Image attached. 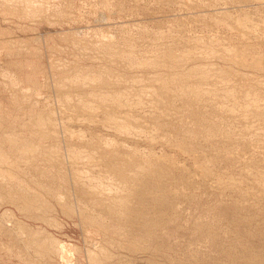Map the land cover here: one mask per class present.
<instances>
[{
    "label": "rangeland",
    "instance_id": "rangeland-1",
    "mask_svg": "<svg viewBox=\"0 0 264 264\" xmlns=\"http://www.w3.org/2000/svg\"><path fill=\"white\" fill-rule=\"evenodd\" d=\"M24 1L26 0H0V138H5L6 135L13 133L18 139L24 140L28 143L32 142L33 144H37L40 159L37 157L36 160H33L32 158L33 165L30 166H26L24 163L22 165L20 161V164L18 165L21 174L18 176V182L14 183V185L12 184V189L9 190L8 188L10 185H6L4 181L3 183H0V264H90L89 256L91 252L98 254V259L100 261L99 264H233L236 262L237 258L232 259L231 257L226 256L225 254H228V249L232 251V256L239 257L244 254L243 252H246L245 254H247L250 252L258 253L257 251L264 256V219L259 217L260 214L262 215L264 212H258V209H264V190L262 191L261 183H259L261 173L264 170V164L261 163V161L264 163V128L262 126V124L264 125V121L261 118L264 115V69H261L259 66H250L255 63L253 60L256 58L258 60L262 59L261 61L264 62V33L255 32L257 37L260 35L258 39L253 33H249L252 37L251 39L249 38V35H246L245 37L243 36V33L238 34V28L234 30L233 28L235 27H226L223 23L220 24L215 21V19L225 18L226 13L228 15L229 13L231 15L234 14L233 16H235L241 11L244 14V11H249L248 6L237 3L236 6L229 0H224L226 3H224L223 0H32L40 7V9L43 8V10H46V12H43L40 17V15H34L31 13V10L26 9L25 5L22 4ZM216 5L218 7H216ZM238 7L241 8L239 9ZM15 10L17 11L15 12ZM63 12L66 13L62 14ZM213 12L216 14L220 13V15L214 16L215 13L213 14ZM223 12L225 14H223L224 17L222 18ZM29 16L31 18H29ZM255 17L251 16L250 19H256ZM256 21L258 20L256 19ZM245 22L246 23L242 28L244 29L245 27L244 30L251 32V23L253 21ZM246 27H248V29ZM237 34L239 36H237ZM231 36H234L232 43L236 46H239V41H237L239 39L241 40L240 42H242H239L240 45L248 42L250 45V47L246 45L249 49L242 48L243 45L240 46V48L245 49L239 51L241 55L244 54V56H234L235 59H238L237 61L233 56L231 57V55L226 56L228 58L225 57L224 59L221 58L222 56H219L222 51H228L225 47L233 45L230 41L232 38ZM235 38L237 40H235ZM106 40L108 42L111 40L112 42L110 41L107 43ZM222 42L226 43V46L223 45L224 43ZM166 47H174V49L180 53L184 52L188 61L185 60L184 62L182 61L183 63L178 64L176 62H165L162 56V51ZM219 48H222V50ZM129 49L134 51V53L129 56L130 59L123 56L129 53ZM109 51H114L116 53L115 55H109ZM121 54H123L122 58L120 57ZM144 59L155 61L156 64L143 69L140 63L144 61ZM242 60L243 62H241ZM238 61H240V63ZM245 61L247 64H249L248 62H252V64L250 63L248 66L246 64L244 67L241 64L245 63ZM200 68L206 71V74L204 73L206 75L205 79H202V77L199 78L198 74H196V71L198 69V71H200ZM219 68L221 69L220 72H222L223 69L222 73L225 72L226 77L222 76V73L219 74ZM191 69L197 70L192 71ZM100 71H103V73ZM92 72L102 74L103 78H105L102 79V81L105 84H102L100 88L96 87L93 90V88H89V83H87V85H83V88L82 84L85 82L82 81V78L93 74ZM214 72H217L216 75ZM180 73L182 76L191 74L189 75L191 79H189V76H186L187 78L184 76L186 80L185 83L183 79L184 77L182 78V76L179 75ZM217 75H219V77ZM175 76H177V79H175ZM245 76L248 78V82H245ZM161 78L164 79L165 83L167 81L168 85L166 84L165 86V83H163L160 87L162 83L160 81L162 80ZM74 79H78L75 80L77 83L73 81ZM178 79L180 80L179 83H182L180 85L178 83L179 86L174 84V86L173 83H177ZM155 80L156 84L154 83ZM170 81L171 83H169ZM258 81H261L263 84L261 85ZM70 82H74L76 85L72 86L74 89L69 86ZM109 82L113 84V86H109L111 88L110 90L105 87L106 83L108 84ZM187 82L190 83L187 84ZM119 84L123 85V87L126 86V89L128 87V92H125L124 99L122 98V105L116 107V114L127 116L128 119H132L136 123H134L135 130L133 129L134 131H132L133 133L131 132V134L122 135L114 128L103 124V126L101 124H95L93 120H88L89 117L86 115V108L89 105L91 106L89 107L90 110H92L94 114H99L100 117L98 119L102 121L106 115L105 110L110 111L111 107L109 109V105L107 106V104L100 105L101 95L99 94L104 93L107 95L105 92H110L113 87L114 88L111 92H116L121 88ZM169 84L172 85L169 86ZM67 85L72 90L70 97L67 96L65 91V88L68 87ZM131 85H133V88ZM182 85L184 89L187 88V91L186 89H182ZM190 85L192 89L190 88ZM196 85L199 88H196ZM260 85L263 89H261ZM245 87L247 88L245 89ZM98 88L100 91H96ZM180 89L182 90V93L179 91ZM166 90L169 93L168 95L165 93ZM229 90L234 91L231 97H229ZM177 92L179 95L183 94L184 97L183 95H181L182 97L178 95V97ZM185 92L187 93L186 97ZM237 95H239V98ZM182 98L185 101H181ZM90 99L92 100L90 101ZM156 99L160 101L158 102ZM81 100L82 102H80ZM187 106L189 107V111L186 110L188 108ZM80 107L83 109H80ZM162 107L164 108L163 110ZM193 109L194 112L192 113ZM236 109H238V111ZM195 110L197 111L196 113ZM251 111L252 113L250 114ZM260 112H262V116L259 114ZM170 114L173 116L171 117ZM41 115L42 117H48L50 123L53 125V131L55 132H53L52 138L47 137L48 139H44L39 137L38 134L36 135L34 132V122L41 117ZM196 115L199 118L197 120L198 123L194 121L197 119L195 118ZM179 116H181V119ZM160 120L171 122V124H169H173L172 126L178 125L179 127L181 125L180 127H185L186 129H189L190 127V129H192V125H194L193 129H198L201 125L198 134L199 136H201L200 133H203L204 135L202 134L203 136H201L203 139L200 145L201 148H197V155H200L203 158L206 157L207 159L213 156L216 160H219L220 158V161L214 160L213 157L212 160H209V163L213 160L214 162L213 164L211 163L212 166H209L210 171L212 172V178L210 181H207V183H203V179L199 176V171L193 169L194 175L192 176V179L194 181L192 187L185 189V198L184 196L181 198L179 197L182 199L180 200L177 197L178 200H175V206L178 210L181 208L180 210L184 212V215L182 211H177V214L179 212V218L177 217L178 215H176L177 219L175 217L174 220L167 217L164 221V225L167 227L164 226L161 228L159 232L161 234L157 235L159 237L155 236V238L152 236L153 239L151 238L149 241L141 240L139 241V247L132 250L129 248L132 238H130V236L128 237V235L132 234L127 235L124 232V217H120V223L122 224L120 225L119 218L118 220H110L109 218L103 219L99 216L98 218L101 222L107 225V228L105 227L106 229L100 227L95 222L91 224L89 223V220L102 210L98 207L95 208L87 197L84 198V196H79L76 188H78L79 182L77 178L80 177H78V175L75 176V178L72 176L79 170L84 171V174L87 176L93 175L95 177L96 175V177L102 182L109 183L113 180L110 177L111 175H108V173H106L107 170L101 168L99 166L100 163L96 160L91 164H89L90 162L85 160V158H81L83 163H81V160L77 162L74 160L72 161L69 152L71 149H79V147L81 150L83 149V151H86L83 143L76 137L79 135H84L85 137L88 135L96 136L94 135L96 133L97 137L105 136L119 141L120 143H126L130 148H133L134 146V148H137V152H139L140 156L145 157V159L148 154V157H159L162 154L170 155L172 157L176 155L179 163L182 165L185 164L189 168L190 166L193 167L192 162L195 161L194 153L192 154L190 152L189 154L183 149L178 150V148L175 147L178 146L175 145V143L177 141L179 142V139L184 137L183 130H185V128L181 130V132L180 130H175V132L170 131L171 126L169 127L168 125L166 127L169 131L164 130V128H167L165 126L163 128L160 127ZM182 121L185 123H181ZM195 123L198 127L195 126ZM147 127L149 128L147 129ZM91 129H93V131ZM81 131L82 133H80ZM166 133L173 134L175 137L167 139L165 136ZM260 133H262V135ZM209 136L211 138H209ZM257 136L259 138L258 142ZM57 139L59 141H53ZM52 141L53 143H51ZM260 141L261 143H259ZM50 144L52 145L50 146ZM228 144L229 147L226 146ZM246 144L249 145V147ZM4 145H6L5 148L9 153L15 151L8 141H6ZM251 146L253 148H250ZM230 147L238 149L240 152L244 147V151H242L243 153L241 152L242 154L239 153L238 156L234 154H228L227 156L226 154L224 155ZM247 147L249 148L248 151ZM257 147H262L263 150L261 148L256 149ZM215 148L218 151H216ZM129 149H123L126 150L125 152L122 151L124 154H128L127 151H129ZM253 150L256 151L254 152ZM151 152L155 155H152ZM248 152L249 154H247ZM252 153L255 157H253L254 155H251ZM50 154L54 156L50 158L52 162H54L53 160L57 161V163L54 162L52 165H61V167L64 168V172H69V174L67 173V178L69 180L67 178L64 179L63 176L60 177V171L58 170V172L56 168H50L49 165H51V160L46 161V163L43 162L45 161L44 156H50ZM224 157L225 159H223ZM237 158H240V160ZM24 159L25 158H22V160ZM58 160H62V162L60 161V163ZM196 160H198V158H196ZM236 160L241 162V164ZM14 161L16 160L14 159ZM79 165L82 166L80 167ZM261 166L263 169L260 168ZM176 170H174V174L179 175L181 171L179 169ZM213 172H215L218 177L222 174L227 175L222 176L226 180L229 179L231 181L232 179L235 184L231 185V187H222L223 184L219 183L218 185L217 182V185H215L217 176ZM221 172L222 174H220ZM252 174L255 175V179ZM100 175H102V177ZM56 178H59V180ZM41 185L43 187L47 186V189H43ZM22 194L29 198H39V204L37 203L36 206L32 208L24 207L23 201L19 198L20 196H23ZM61 197L63 200L60 202L58 198ZM261 199L263 200L261 201ZM84 200H86V202ZM81 201L84 204H82ZM86 203L88 205H86ZM221 203H223L222 205L224 206L227 205L224 207L220 205ZM63 205L68 207V211L63 208ZM238 211L243 215L240 216ZM234 213L242 218L238 217V215L235 216ZM244 215L246 217H244ZM231 216L234 218V220H232L233 222L230 220L233 219ZM242 219H244V221L247 220V222H243ZM239 220L242 222L239 223ZM175 221L177 223L174 224ZM178 221L179 223H182L179 224ZM117 222V225H120L118 226V229L121 227L119 230L116 228L117 226H115ZM176 224H178V226ZM109 225L110 227H108ZM111 227L113 228L111 229ZM171 227L172 229H169ZM115 228L118 231L115 230ZM107 230L110 232H107ZM209 230L215 232V240L212 236H209ZM118 232L120 235H117ZM31 235L33 236L30 238ZM48 235L53 236L52 239L55 244L56 242L59 243L57 244L58 248L55 246L58 252L48 249L46 250V252L48 251L47 254L42 253L41 256V253H37L36 251V244L48 242L45 241V238ZM158 241L161 243L159 242V244H157ZM173 241L176 243H173ZM13 243L15 244V247ZM185 243L188 245L186 246L187 248L183 246ZM173 244L176 245V247L174 245V249L172 247ZM62 247H64V249H62ZM73 247L75 248L72 249ZM222 247L225 248L222 249ZM69 249L71 252L68 251ZM149 249L153 252L149 251ZM158 249H160L161 252ZM176 250L177 252H175ZM106 251L107 253H110L111 257L104 255V252ZM261 251H263V253ZM176 257L180 259L179 262ZM263 258L264 257H262V260L264 261ZM262 263L264 264V262Z\"/></svg>",
    "mask_w": 264,
    "mask_h": 264
},
{
    "label": "bare ground",
    "instance_id": "bare-ground-1",
    "mask_svg": "<svg viewBox=\"0 0 264 264\" xmlns=\"http://www.w3.org/2000/svg\"><path fill=\"white\" fill-rule=\"evenodd\" d=\"M202 1V0H201ZM207 1V0H206ZM212 1V0H211ZM213 1H215V0H213ZM224 1V0H223ZM229 1H231L232 3H234L235 5H236V3L237 4H241V5H244V6H248V12L247 11H244L245 13L243 14L240 10V13H239V11H238V13L239 14H237V13H235V14H237V15H235V16H233V15H231L230 13H229V15L226 13V17L225 18H223L224 17V15L223 14H225L224 12L222 13V18L223 19H215V21L217 22V23H223L226 27H229V26H231V27H235V28H233L234 30H236V28H238L239 30H238V34H242L243 33V36H245L246 37V35H249V33H253L254 34V36L255 37H257V34L255 33V32H257V33H261V32H263L264 33V0H229ZM228 1V2H229ZM195 2V1H194ZM227 2V3H228ZM126 3V2H125ZM210 3V2H209ZM209 3H208V5H209ZM212 3V2H211ZM222 3V2H221ZM224 3H226V1H224ZM22 4H24L25 5V7H26V9H28V10H31V13L32 14H34V15H40V17H41V15H42V13L43 12H46V10H43V8L42 9H40V7L39 6H37L36 5V3L34 2V1H32V0H26V1H24V3H22ZM91 4V3H90ZM98 4V3H97ZM213 4V3H212ZM217 4H219V3H217ZM21 5V4H20ZM77 5V4H76ZM80 5V4H79ZM188 5V4H187ZM194 5V4H193ZM203 5V4H202ZM201 5V6H202ZM240 5V6H241ZM62 6V5H61ZM195 6V5H194ZM196 6H200V5H196ZM211 6H213V5H211ZM210 6V7H211ZM237 6V5H236ZM243 6V7H244ZM54 7V6H53ZM95 7V6H94ZM125 7V6H124ZM209 7V6H208ZM216 7H218L217 5H216ZM234 7V6H233ZM163 8V7H162ZM177 8V7H176ZM204 8V7H203ZM214 8V7H213ZM221 8V7H220ZM239 8V7H238ZM241 8V7H240ZM239 8V9H240ZM24 9V8H23ZM25 9V10H26ZM98 9V8H97ZM170 9V8H169ZM215 9V8H214ZM244 9H245V7H244ZM18 10V9H17ZM17 10H15V12L17 11ZM62 10V9H61ZM117 10V9H116ZM184 10V9H183ZM204 10H205V8H204ZM207 10V9H206ZM219 10V9H218ZM217 10V11H218ZM27 11V10H26ZM168 11V10H167ZM208 11V10H207ZM206 11V12H207ZM213 11H215V10H213ZM220 11H222V10H220ZM19 12V11H18ZM48 12V11H47ZM64 13H66V12H63L62 14H64ZM215 12H213V14H214ZM218 13V12H217ZM15 14V13H14ZM71 14V13H70ZM82 14V13H81ZM129 14V13H128ZM209 14H210V12H209ZM13 15V14H12ZM44 15V14H43ZM47 15H48V13H47ZM79 15V14H78ZM106 15V14H105ZM125 15V14H124ZM218 16V15H220V13L219 14H216L215 13V15L214 16ZM117 16V15H116ZM119 16V15H118ZM148 16H150V15H148ZM211 16V15H210ZM251 16H256L255 18L258 20V21H256V19H250L251 18ZM7 17V16H6ZM99 17V16H98ZM120 17V16H119ZM157 17V16H156ZM162 17V16H161ZM212 17V16H211ZM29 18H31L30 16H29ZM33 18H34V16H33ZM103 18V17H102ZM108 18H109V15H108ZM107 18V19H108ZM96 19V18H95ZM100 19V18H99ZM164 19V18H163ZM193 19V18H192ZM71 20V19H70ZM151 20V19H150ZM10 21V20H9ZM94 21V20H93ZM122 21V20H121ZM203 21V20H202ZM214 21V22H215ZM245 21H253L252 23H251V28H252V31L251 32H249V31H247V30H244L245 29V27H244V29L242 28L243 27V25L246 23ZM138 22V21H137ZM167 22V21H166ZM199 22V21H198ZM101 23V22H100ZM208 23V22H207ZM226 23V24H225ZM87 24V23H86ZM206 24V23H205ZM223 24H222V26H223ZM54 25V24H53ZM219 25V24H218ZM217 25V26H218ZM131 26V25H130ZM207 26V25H206ZM216 26V27H217ZM96 27V26H95ZM230 27V28H231ZM247 29H248V27H246ZM250 28V27H249ZM22 29V28H21ZM113 29V28H112ZM202 29V28H201ZM232 29V28H231ZM233 30V31H234ZM27 31V30H26ZM37 31V30H36ZM74 31V30H73ZM226 32H227V30H226ZM232 32V31H231ZM38 33V32H37ZM68 33V32H67ZM71 33V32H70ZM105 33V32H104ZM123 33V32H122ZM236 33H237V31H236ZM222 34V33H221ZM233 34V33H232ZM235 34V33H234ZM237 34V36H239ZM77 35V34H76ZM116 35V34H115ZM224 35V34H223ZM226 35V34H225ZM242 36V35H241ZM250 37L249 38H251L252 39V37H251V35H249ZM260 36V35H259ZM258 36V37H259ZM232 38L230 39V41H231V43H232V40H233V37L234 36H231ZM258 37H257V39H258ZM263 37V36H262ZM80 38V37H79ZM225 38V37H224ZM237 38V37H236ZM235 38V40H237ZM239 39V38H238ZM242 39H244V38H242ZM207 40V39H206ZM218 40H219V38H218ZM223 40H225V39H223ZM227 40H228V38H227ZM226 40V41H227ZM250 40V39H249ZM256 40V39H255ZM262 40H263V38H262ZM104 41V40H103ZM107 41V40H106ZM111 41V40H110ZM109 41V42H110ZM222 41V40H221ZM237 41H241L240 39L239 40H237ZM108 41H107V43H109ZM112 42V41H111ZM207 42V41H206ZM229 42V41H228ZM227 42V43H228ZM238 42V44H239V46L237 45H235V44H233V45H230V46H228V47H225V49L226 50H228V51H225V52H221V54L219 55V56H222L221 58H225L226 56H228V55H231V57L233 56H244V54L243 55H241V53L239 52V51H243V50H245V49H242V48H246V49H249V47H250V45L248 44V43H244V44H241V45H243L242 46V48H240V43H242V42H240L239 43ZM106 43V44H107ZM222 43H224V42H222ZM237 43V42H236ZM76 44V43H75ZM88 44V43H87ZM101 44V43H100ZM111 44V43H110ZM185 44V43H184ZM226 43H224L223 45H225ZM229 44H230V42H229ZM207 45V44H206ZM246 45H248V46H246ZM106 46V45H105ZM201 46V45H200ZM221 46V45H220ZM226 46V45H225ZM104 47V46H103ZM109 47V46H108ZM160 47V46H159ZM203 47V46H202ZM252 47V46H251ZM220 49V48H219ZM251 49V48H250ZM220 50H222V48L220 49ZM111 51V50H110ZM109 51V55H115V53L116 52H114V51H112V52H110ZM219 51V50H218ZM95 52V51H94ZM137 52V51H136ZM186 52V51H185ZM105 53V52H104ZM132 53H134V51L132 50V49H129V53H127V54H125V55H123V54H121V58H122V55L125 57V58H129V56L132 54ZM162 53H163V58H164V60H165V62H169V63H173V62H176L177 64L178 63H183L185 60L186 61H188L187 60V56H186V54L184 53V52H182V53H180L179 51H177L176 49H174V47H166V48H164L163 49V51H162ZM94 54V53H93ZM108 54V53H107ZM259 54V53H258ZM215 55V54H214ZM117 56H119V55H117ZM198 56V55H197ZM253 56H255V55H253ZM259 56H260V54H259ZM264 56V55H263ZM103 57V56H102ZM114 57V56H113ZM132 57V56H131ZM230 57V58H231ZM73 58V57H72ZM85 58V57H84ZM151 58V57H150ZM226 58H228V57H226ZM229 58V59H230ZM252 58V57H251ZM261 58H262V56H261ZM260 58V59H261ZM74 59V58H73ZM103 59V58H102ZM124 59V58H123ZM130 59V58H129ZM219 59V58H218ZM228 59V60H229ZM234 59H235V57H234ZM64 60V59H63ZM85 60V59H84ZM207 60V59H206ZM209 60V59H208ZM217 60V59H216ZM236 61L238 60V59H235ZM243 60H244V58H243ZM243 60L241 61V62H243ZM245 60H246V56H245ZM262 60V59H261ZM261 60H258L257 58L256 59H254L253 61L255 62V63H253L252 64V62H248L249 64L251 63L252 65H250V66H252V67H254V66H259L261 69H264V62H262ZM87 61V60H86ZM126 61V60H125ZM129 61V60H128ZM163 61V60H162ZM183 61V62H182ZM232 61V60H231ZM234 61V60H233ZM264 61V60H263ZM79 62H80V60H79ZM102 62V61H101ZM239 63H240V61H238ZM237 62V63H238ZM72 63V62H71ZM164 63V62H163ZM228 63V62H227ZM115 64V63H114ZM156 63H155V61H152V60H149V59H144V61H142L141 63H140V65L143 67V69L144 68H146V67H150V66H153V65H155ZM246 61H245V63H243V64H241L242 66H246ZM249 64H247V66L249 65ZM181 65V64H180ZM71 66V65H70ZM92 66V65H91ZM132 66V65H131ZM20 67V66H19ZM79 67H81V66H79ZM141 67V68H142ZM218 67V66H217ZM224 67V66H223ZM233 67V66H232ZM243 67V68H244ZM258 67V68H259ZM74 68V67H73ZM105 68H106V66H105ZM215 68V67H214ZM242 68V69H243ZM248 68V67H247ZM250 68V67H249ZM57 69V68H56ZM84 69V68H83ZM99 69V68H98ZM97 69V70H98ZM110 69H111V66H110ZM218 69V68H217ZM232 69V68H231ZM62 70V69H61ZM115 70V69H114ZM189 70V69H188ZM192 71H196L197 69H191ZM199 70V69H198ZM197 70V71H198ZM202 69L200 68V71H196V74H198V76H199V78L200 77H202V79H205V74H206V71H204V70H202ZM209 70L211 71V69L209 68ZM220 68H219V74H221L222 72H223V69H222V72H220ZM226 70V69H225ZM255 70V69H254ZM54 71V70H53ZM58 71V70H57ZM86 71V70H85ZM110 71V70H109ZM118 71H120V70H118ZM125 71V70H124ZM128 71V70H127ZM150 71V70H149ZM176 71V70H175ZM230 71V70H229ZM59 72V71H58ZM94 72V71H93ZM92 72V73H93ZM97 72V71H96ZM93 73V74H90V75H87V76H85V77H83L82 78V81L83 82H85L84 84H82V87H83V85L85 86V85H87V83H89V88L91 87V88H93V90H94V88H96V87H101L102 86V84L104 85L105 83L102 81V79H105V78H103V75L102 74H98V73ZM99 72V71H98ZM100 72H102L103 73V71H100ZM113 72V71H112ZM179 72V71H178ZM189 72H191V71H189ZM209 72V71H208ZM218 72V71H217ZM216 72V73H217ZM239 72V71H238ZM12 73V72H11ZM156 73H158V72H156ZM205 73V74H204ZM215 73V72H214ZM216 73H215V75H216ZM45 74V73H44ZM143 74V73H142ZM185 74V73H184ZM211 74V73H210ZM223 75L222 76H225L226 77V74H225V72L224 73H222ZM52 75V74H51ZM54 75V74H53ZM108 75V74H107ZM127 75V74H126ZM135 75H137V74H135ZM168 75V74H167ZM166 75V76H167ZM180 76H182L183 75V72H182V75H181V73L179 74ZM189 75H191V74H189ZM188 74H186V75H184L185 77L186 76H189ZM212 75V74H211ZM228 75V74H227ZM241 75V74H240ZM245 75V74H244ZM56 76V75H55ZM114 76H115V74H114ZM123 76V75H122ZM147 76V75H146ZM169 76V75H168ZM184 76H182V78L184 77ZM194 76V75H193ZM192 76V77H193ZM218 77H219V75H217ZM252 76V75H251ZM176 78L175 79H177V76H175ZM185 77L183 78L184 79V82L186 81L185 80ZM244 77V76H243ZM246 77V76H245ZM65 78V77H64ZM125 78H126V76H125ZM179 78V77H178ZM187 78V77H186ZM238 78H241V77H238ZM45 79V78H44ZM158 79V78H157ZM160 79V78H159ZM162 79V78H161ZM182 79V80H183ZM189 79H191L190 78V76H189ZM188 79V80H189ZM196 79V78H195ZM228 79H229V77H228ZM236 79V78H235ZM247 77H246V79H245V82H248L247 81ZM255 79V78H254ZM259 79V78H258ZM48 80V79H47ZM61 80V79H60ZM75 80H78V79H74L73 81L75 82ZM163 80V81H162ZM162 80H160L162 83H161V85H160V87L163 85V83H165V81H164V79H162ZM166 80H167V78H166ZM169 80V79H168ZM173 80V79H172ZM181 80V81H182ZM187 80V81H188ZM199 80V79H198ZM230 80V79H229ZM261 80V79H260ZM37 81V80H36ZM179 79H178V81H177V83H173V85L174 84H176V85H178V83H179ZM216 81V80H215ZM38 82V81H37ZM36 82V83H37ZM45 82V81H44ZM67 82V81H66ZM74 82H70V87H72V86H74L75 84H74ZM79 82V81H78ZM112 82V81H111ZM111 82H109L108 84H110V85H108L107 83H106V85H105V87H107L109 90L111 89L109 86H113V82L111 83ZM154 82V81H153ZM173 82H175V81H173ZM183 82V83H184ZM244 82V83H245ZM262 82H263V80H262ZM261 81L259 82L258 81V83H260L261 85L263 84ZM31 83V82H30ZM68 83V82H67ZM66 83V84H67ZM75 83H77V82H75ZM155 84H156V80H155V82H154ZM169 83H171V81L169 82ZM182 83V82H181ZM181 83H179V85L181 84ZM186 83V82H185ZM190 83V82H189ZM188 82H187V84H189ZM233 83H234V81H233ZM236 83V82H235ZM242 83V82H241ZM258 83H256V84H258ZM49 84V83H48ZM55 84H56V82H55ZM64 84V83H63ZM62 84V85H63ZM112 84V85H111ZM166 84L168 85V82L166 81V83H165V86H166ZM195 84V83H194ZM238 84V83H237ZM240 84V83H239ZM67 85V86H68ZM78 85V84H77ZM80 85V84H79ZM120 86H121V88L120 89H116L117 91L116 92H111L112 90H113V88H112V90L109 92V91H107V92H105V93H107V95L106 94H104V93H101V94H99V95H101L100 97V105L102 106V105H106L107 104V106L109 105V109H110V107H111V109H110V111H108V110H105L106 111V115H105V117L102 119V121L101 120H99L98 118L100 117L99 116V114H94L93 112H92V110H90V108L89 107H91V106H89L88 105V107L86 108V112H87V116L90 118H88V120H93L94 122H95V124L97 123V124H103V125H105V126H108V127H111V128H114L117 132H119V133H121L122 135L123 134H131V132L132 131H134L135 129V126H134V121L131 119H128V117L127 116H122V115H118V114H116V107L117 106H121L122 105V101H123V97H124V95L126 94L125 92H128V87H127V89L125 88V87H123V85H121V84H119ZM148 85V84H147ZM172 84H169V86H171ZM178 85V86H179ZM260 85V86H261ZM31 86V85H30ZM51 86V85H50ZM53 86V85H52ZM65 86V85H64ZM67 87L68 88V90H67V88H65V91H66V93H67V96H69L70 97V93H71V88L70 87ZM76 86V85H75ZM118 86V85H117ZM129 86V85H128ZM168 86V88L170 89V87ZM175 86V85H174ZM202 86V85H201ZM201 86H200V88H201ZM254 86V85H253ZM104 87V86H103ZM131 87L133 88V85H131ZM177 87V86H176ZM181 87V86H180ZM179 87V88H180ZM186 87H187V85H186ZM211 87V86H210ZM244 87V86H243ZM250 87V86H249ZM29 88V87H28ZM73 88V87H72ZM84 88V87H83ZM97 89L96 91H100V89ZM106 88V89H107ZM115 88H116V86H115ZM135 88V87H134ZM164 88V87H163ZM167 88V87H166ZM188 88H189V86H188ZM190 88H191V85H190ZM190 88H189V90H190ZM196 88H199L197 85H196ZM218 88V87H217ZM232 88H233V86H232ZM247 87H245V89H246ZM40 89V88H39ZM70 89V90H69ZM74 89V88H73ZM182 89H184V87H183V85H182ZM186 89V91H187V88H185ZM184 89V90H185ZM192 89V88H191ZM202 89V88H201ZM229 89H230V87H229ZM249 89V88H248ZM261 89H263L262 88V86H261ZM36 90V89H35ZM58 90V89H57ZM79 90V89H78ZM84 90V89H83ZM91 90V89H90ZM136 90V89H135ZM139 90H140V88H139ZM171 90V89H170ZM177 90V89H176ZM199 90V89H198ZM197 90V91H198ZM239 90V89H238ZM241 90V89H240ZM264 90V89H263ZM262 90V91H263ZM61 91V90H60ZM114 91H115V89H114ZM132 91H133V89H132ZM163 91V90H162ZM180 92L182 91L181 89L179 90ZM32 92V91H31ZM58 92V91H57ZM87 92V91H86ZM90 92H92V91H90ZM89 92V93H90ZM229 92V97H231V95H233V93H234V91H232V90H229L228 91ZM257 92V91H256ZM84 93V92H83ZM130 93V92H129ZM161 93V92H160ZM165 93H166V95H168L169 93H168V91L166 90L165 91ZM178 93V92H177ZM182 93V92H181ZM190 93V92H189ZM244 93V92H243ZM259 93V92H258ZM76 94V93H75ZM163 94V93H162ZM176 94V93H175ZM192 94V93H191ZM157 95H159V94H157ZM179 95V93L177 94V96ZM181 95H183V94H180L179 96L180 97H182ZM186 95H187V93L185 92V97H186ZM189 95V94H188ZM193 95V94H192ZM191 95V96H192ZM222 95V94H221ZM240 95H241V93H240ZM245 95V94H244ZM249 95V94H248ZM256 95H257V93H256ZM60 96H61V94H60ZM108 96V97H107ZM128 96V95H127ZM130 96V95H129ZM161 96V95H160ZM178 96V97H179ZM239 95H237V97H238ZM250 96V95H249ZM183 97H184V95H183ZM188 97V96H187ZM195 97V96H194ZM193 97V99L195 100V98ZM226 97V96H225ZM236 97V96H235ZM243 97V96H242ZM253 97H254V93H253ZM46 98V97H45ZM85 98V97H84ZM89 98H91V97H89ZM123 98V99H122ZM164 98V97H163ZM165 98H166V96H165ZM188 98H190V97H188ZM197 98H198V96H197ZM212 98V97H211ZM210 98V99H211ZM234 98V97H233ZM239 98V97H238ZM238 98H237V100H238ZM87 99V98H86ZM158 99V98H157ZM156 99V100H157ZM181 99V98H180ZM190 99H192V98H190ZM189 99V100H190ZM200 99V98H199ZM241 99V98H240ZM251 99V98H250ZM53 100V99H52ZM92 99H90V101H91ZM143 100V99H142ZM184 99L182 98V100L181 101H183ZM194 100H191V101H194ZM215 100V99H214ZM234 100H236V99H234ZM253 100L255 101V99L253 98ZM75 101V100H74ZM78 101V100H77ZM155 101V100H154ZM158 101V100H157ZM160 101V100H159ZM158 101V102H159ZM169 101V100H168ZM185 101V100H184ZM209 101V100H208ZM240 101V100H239ZM27 102V101H26ZM80 102H82V100L80 101ZM143 102V101H142ZM200 102H201V100H200ZM206 102V101H205ZM230 102H231V98H230ZM241 102V101H240ZM53 103V102H52ZM125 103V102H124ZM161 103V102H160ZM164 103H166V102H164ZM184 103V102H183ZM211 103V102H210ZM51 104V103H50ZM68 104V103H67ZM80 104V103H79ZM99 104V103H98ZM145 104V103H144ZM185 104V103H184ZM229 104H231V103H229ZM185 105H187V104H185ZM64 106V105H63ZM72 106V105H71ZM75 106V105H74ZM78 106V105H77ZM160 106H161V104H160ZM166 106V105H165ZM217 106V105H216ZM219 106V105H218ZM229 106V105H228ZM233 106H234V104H233ZM242 106V105H241ZM65 107V106H64ZM95 107V106H94ZM151 107V106H150ZM188 107V106H187ZM203 107V106H202ZM205 107V106H204ZM230 107V106H229ZM236 107V106H235ZM66 108V107H65ZM72 108V107H71ZM76 108V107H75ZM101 108V107H100ZM99 108V109H100ZM108 108V107H107ZM160 108V107H159ZM191 108V107H190ZM24 109V108H23ZM68 109V108H67ZM66 109V110H67ZM80 109H83L82 107H80ZM85 109V108H84ZM104 109H105V107H104ZM164 108L162 107V110H163ZM174 109V108H173ZM172 109V110H173ZM186 109V108H185ZM226 109V108H225ZM228 109V108H227ZM232 109V108H231ZM234 109V108H233ZM101 110H102V108H101ZM125 110H127V109H125ZM187 111H189V107L186 109ZM201 110V109H200ZM237 111H238V109H236ZM243 110V109H242ZM80 111H82V110H80ZM229 111V110H228ZM246 111V110H245ZM248 111H249V108H248ZM69 112V111H68ZM77 112V111H76ZM121 112V111H120ZM146 112V111H145ZM174 112V111H173ZM194 112V109H193V111H192V113ZM197 111L195 110V113H196ZM230 112V111H229ZM242 112H244V111H242ZM263 112V111H262ZM262 112H260L259 114L262 116ZM121 113H123V112H121ZM158 113V112H157ZM252 113V111L250 112V114ZM256 113V112H255ZM82 114V113H81ZM137 114V113H136ZM141 114V113H140ZM184 114V113H183ZM202 114V113H201ZM258 114V113H257ZM256 114V115H257ZM264 114V113H263ZM138 115V114H137ZM158 115H159V113H158ZM171 115V114H170ZM186 115V114H185ZM247 115V114H246ZM61 116V115H60ZM82 116H83V114H82ZM86 116V117H87ZM128 116H129V114H128ZM149 116V115H148ZM163 116V115H162ZM173 115H171V117H172ZM187 116V115H186ZM251 116V115H250ZM260 116V117H261ZM31 117V116H30ZM137 117V116H136ZM142 117V116H141ZM159 117V116H158ZM180 117V119H181V116H179ZM192 117H193V115H192ZM216 117V116H215ZM80 118V117H79ZM97 118V119H96ZM130 118V117H129ZM140 118V117H139ZM195 118H197L196 120H194V121H196L197 122V120L199 119L198 117H197V115H196V117ZM194 118V119H195ZM205 118V117H204ZM241 118V117H240ZM257 118V117H256ZM262 118V120L264 121V115H263V117H261ZM74 119V118H73ZM138 119V118H137ZM141 119V118H140ZM159 119V118H158ZM187 119H188V117H187ZM192 119V118H191ZM202 119H203V117H202ZM242 119V118H241ZM260 119V118H259ZM174 120V119H173ZM186 120V119H185ZM190 120V119H189ZM261 120V119H260ZM261 120V121H262ZM26 121V120H25ZM32 121H33V119H32ZM55 121V120H54ZM148 121V120H147ZM263 121H262V123H263ZM88 122H90V121H88ZM184 121H182L181 123H183ZM201 122H202V120H201ZM204 122V121H203ZM33 123V122H32ZM80 123V122H79ZM145 123V122H144ZM171 124V122H166L165 120H160V124H161V126L160 127H166V126H168L169 125V127H170V131H175V130H180V132H181V130H183L184 128L183 127H178V125L177 126H172V125H170ZM175 123H177V122H175ZM185 123V122H184ZM198 123V122H197ZM85 124V123H84ZM87 124V123H86ZM136 124V123H135ZM192 124V123H191ZM196 124V123H195ZM200 124V123H199ZM102 125V126H103ZM142 125V124H141ZM144 125V124H143ZM175 125V124H174ZM189 125V124H188ZM187 125V126H188ZM34 126H35V133H36V135L38 134V136L39 137H41V138H47V137H49V138H52L53 137V132H55V131H53L54 130V128L52 127L53 125L50 123V121H49V119H48V117H42V115H41V117H39L35 122H34ZM87 126V125H86ZM85 126V127H86ZM148 126V125H147ZM184 126V125H183ZM196 127H198L197 126V124L195 125ZM201 126V125H200ZM199 126V127H200ZM262 126H263V128H264V125L262 124ZM262 126H261V128H262ZM84 127V128H85ZM92 127V126H91ZM90 127V128H91ZM158 127V126H157ZM192 127L194 128V125H192ZM195 127V128H196ZM199 127H198V129H186L185 128V130H183V132H184V137L183 138H180L179 139V142L177 141L176 143H175V145H178V146H175V147H177L178 148V150H184L185 152H187V153H189L190 154V152L193 154L194 153V159H195V161L194 162H192V165H193V167L192 166H190V168L187 166V165H182L181 163H179V160L177 159V157H176V155L175 156H170V155H161V156H157V157H148L149 156V154L147 155V157H146V159H145V157H142V156H140V154H139V152H137V148H134V146H133V148L131 147L130 148V146H128V144H126V143H120L119 141H116V140H113V139H111V138H107V137H105V136H103V137H100V136H98L97 137V134L95 133L94 135H96V136H87V137H85L84 135L82 136V135H79V136H77L76 138L79 140V141H81L82 143H83V145H84V147H85V149H86V151H83V149L81 150V148L79 147V149H76V148H74V150H70V152H69V154L71 155V159H72V161L74 160L75 162H77V161H80L81 160V158H85V160H87L88 162H90L89 164H91L94 160H96V161H98V163H100L99 164V166L101 167V168H105L106 170H107V172L106 173H108V175H111L110 177H111V179H113L112 180V182H109V183H106V182H102L98 177H96V175H95V177L93 176V175H89V176H87V175H85L84 174V171H77L74 175H72V176H74V178H75V176H77L78 175V177H80V178H77L78 180H79V182H78V188H76L77 189V192H78V194H79V196H84V198H88L89 199V201H91V203H92V205L95 207V208H99V209H101L102 211L101 212H99L98 213V211H99V209H98V211H97V215H95L94 217H92L90 220H89V223L91 224V223H97V225H99L100 227H102V228H104V229H106L107 228V225H105L104 223H102L101 222V220L98 218L99 216H101L103 219H117L118 220V218L120 219L119 220V223H120V221H121V216L122 217H124L123 219H124V222H123V224H125V230H124V232L128 235V234H132V235H128V237L130 236V238H132V242L131 241H129V242H131L130 244H129V248L130 249H132V250H134V249H136V248H138L139 247V241H144V240H150L151 238H152V236L153 237H155V236H157V235H159V234H161V233H159L160 232V230H161V228H163L165 225H164V221H165V219L167 218V217H170L172 220H174V218L176 217V215H178L179 214V212H178V214H177V211H182V210H178L177 209V207L175 206V200L177 199V197H178V199H180L181 197H183L184 196V198L186 197V194H185V189L186 188H191L192 187V185H193V179H192V176L194 175V172H193V169L195 170V169H197L198 171H199V176H200V178H202L203 179V183H207V181H210L211 180V176H212V172L210 171V167L209 166H212V164H213V162H214V160H216L213 156V161L211 162V163H209L210 161L209 160H212V157L211 158H209V159H207L206 157H202V156H198L197 155V148L198 147H200V145H201V141H202V137L201 136H203L204 134L203 133H200L201 134V136H199ZM73 128V127H72ZM79 128V127H78ZM87 128V127H86ZM89 128V127H88ZM149 127H147V129H148ZM167 128V127H166ZM258 128V127H257ZM19 129V128H18ZM134 129V130H133ZM218 129V128H217ZM259 129V128H258ZM92 131H93V129H91ZM164 130H168V128L167 129H165L164 128ZM19 131V130H18ZM58 131V130H57ZM85 131V130H84ZM103 131V130H102ZM148 131V130H147ZM162 131V130H161ZM169 131V130H168ZM4 132V131H3ZM7 132V131H6ZM21 132V131H20ZM33 132V133H34ZM149 132V131H148ZM176 132V131H175ZM179 132V133H180ZM80 133H82V131L80 132ZM90 133V132H89ZM119 133H117V134H119ZM133 133V132H132ZM146 133V132H145ZM163 133V132H162ZM178 133V132H177ZM217 133V132H216ZM230 133V132H229ZM249 133V132H248ZM29 134V133H28ZM93 134V133H92ZM181 134V133H180ZM203 134V135H202ZM240 134V133H239ZM244 134V133H243ZM261 135H262V133H260ZM121 135V136H122ZM234 135V134H233ZM260 135V136H261ZM128 136V135H127ZM135 136V135H134ZM134 136H131V137H134ZM166 137H167V139H169V138H173V137H175L173 134H167L166 133V135H165ZM206 136V135H205ZM204 136V137H205ZM259 136V135H258ZM258 136H257V142L259 141L258 139ZM263 136H264V134H263ZM27 137V136H26ZM36 137V136H35ZM125 137H126V135H125ZM238 137H239V135H238ZM256 137V136H255ZM31 138V137H30ZM37 138V137H36ZM124 138V137H123ZM134 138H136V137H134ZM205 138H207V137H205ZM209 138H211L210 136H209ZM209 138H208V140H209ZM244 138V137H243ZM1 139V138H0ZM48 139V138H47ZM46 139V140H47ZM74 139V138H73ZM127 139V138H126ZM245 139V138H244ZM252 139V138H251ZM128 140V139H127ZM205 140V139H204ZM207 140V141H208ZM254 140H255V138H254ZM1 142H0V183L2 182L3 183V181H4V183H6V185L7 184H9L10 185V187L8 188L9 190L10 189H12L11 187L14 185V183H17L18 182V180H19V178H18V176L21 174V171H20V169H19V165L18 164H20V161H21V163H22V165H23V163L26 165V166H30V165H33V162H32V158H33V160L35 159L36 160V158L38 157L39 158V155L38 154H40V153H38V145L37 144H33L32 142L31 143H28V142H26V141H24V140H21V139H18L17 137H15V134H8V135H6V137L5 138H2L1 140H0ZM6 141H8V143L15 149V151H13V152H11V153H9V151L8 150H6V148H5V146L7 145H4L5 144V142ZM37 141H39V140H37ZM53 141H55V142H57V141H59L58 139L57 140H53ZM53 141L51 142V143H53ZM229 141V140H228ZM252 141V140H251ZM262 141H263V139H262ZM123 142H125V141H123ZM133 142V141H132ZM171 142V141H170ZM256 142V141H255ZM42 143V142H41ZM59 143V142H58ZM226 143V142H225ZM259 143H261V141L259 142ZM39 144V143H38ZM52 144H50V146H51ZM64 145H66V144H64ZM74 145V144H73ZM82 145V144H81ZM213 145V144H212ZM247 145V144H246ZM250 145H253V144H250ZM40 146H42V145H40ZM44 146H46V145H44ZM55 146H56V143H55ZM80 146V145H79ZM128 146V147H127ZM219 146V145H218ZM220 146H222V145H220ZM226 146H228L229 147V144L228 145H226ZM239 146V145H238ZM248 147H249V145H247ZM256 146V145H255ZM255 146H254V149H255ZM257 146H259V145H257ZM63 147V146H62ZM70 147V146H69ZM76 147V146H75ZM78 147V146H77ZM83 147V146H82ZM247 147V151L249 150V148ZM8 148H9V146H8ZM7 148V149H8ZM11 148V147H10ZM50 148V147H49ZM57 148V147H56ZM58 148H59V146H58ZM130 148V149H129ZM201 148V147H200ZM209 148V147H208ZM212 148V147H211ZM244 148V147H243ZM243 148H242V150H241V152L242 151H244L243 150ZM245 148H246V146H245ZM250 148H253L252 146L250 147ZM258 148H261L262 149V147H257L256 149H258ZM88 149V150H87ZM123 149H129V151H127V153L128 154H124V152L126 151V150H123ZM264 149V148H263ZM262 149V150H263ZM10 150V149H9ZM124 152H123V151ZM215 150H216V148H215ZM237 150V151H236ZM40 151V150H39ZM57 151V150H56ZM60 151V150H59ZM216 151H218V150H216ZM220 151V150H219ZM246 151V150H245ZM251 151H252V149H251ZM251 151H250V153H251ZM254 151V150H253ZM256 151V150H255ZM254 151V152H255ZM41 152V151H40ZM222 152H223V150H222ZM238 149H233V148H229V150H227L225 153H224V155L226 154V156L228 155V154H231V155H237L238 156V154L239 153H241ZM253 152V153H254ZM44 153H46V152H44ZM123 153V154H122ZM152 153V152H151ZM217 153V152H216ZM243 153V152H242ZM241 153V154H242ZM245 153V152H244ZM251 154L252 156L254 155V154ZM42 154V153H41ZM58 154V153H57ZM154 153H152V155H153ZM165 154V153H164ZM221 154V153H220ZM240 154V155H241ZM247 154H249V152L247 153ZM17 155V156H16ZM155 155V154H154ZM219 155V154H218ZM222 155V154H221ZM221 155H220V157H221ZM150 156H151V154H150ZM198 156V157H197ZM236 156V157H237ZM251 156V157H252ZM51 157H54V156H52L51 154H50V156L49 155H45L44 156V160L45 161H43L44 163H46V161H50L51 159ZM219 157V156H218ZM236 157H235V159H236ZM253 157H255V155L253 156ZM22 158H25L24 160H22ZM43 158V157H42ZM58 158V157H57ZM166 161H164L163 159ZM196 158H198V160H196ZM227 158H229V157H227ZM14 159L16 160V161H14ZM40 159V158H39ZM59 159V158H58ZM223 159H225V157L223 158ZM223 159L221 158V160L223 161ZM238 159V158H237ZM228 160V159H227ZM230 160V159H229ZM234 160V159H233ZM238 160H240V158L238 159ZM255 160V159H254ZM262 160V159H261ZM54 162H56L57 163V161H55V160H53ZM59 161V160H58ZM61 162H62V160H60ZM59 161V162H60ZM83 160H81V163H83L82 162ZM86 161V162H87ZM216 161H220V158H219V160L217 159ZM237 161V160H236ZM51 162V165H49L50 166V168H56L57 169V171L59 170L60 171V174H59V176L61 177V176H63L64 177V179H66L68 176H67V173L69 174V172H64V168L63 167H61V165L59 166V165H52V164H54V162H52V160L50 161ZM60 162V163H61ZM87 162V163H88ZM238 163H240L241 164V162H239V161H237ZM32 163V164H31ZM69 163V162H68ZM244 163V162H243ZM260 163V162H259ZM261 163L262 164H264L262 161H261ZM35 164H36V162H35ZM178 164H180V165H178ZM262 164H260V165H262ZM7 165V166H6ZM66 165V164H65ZM93 165V164H92ZM178 165V166H177ZM182 165V166H181ZM215 165V164H214ZM35 166V165H34ZM80 166V165H79ZM82 166V165H81ZM80 166V167H81ZM94 166V165H93ZM259 166V165H258ZM21 167V166H20ZM23 167V166H22ZM36 168V167H35ZM78 168V167H77ZM260 168H262V166L260 167ZM32 169V168H31ZM44 169V168H43ZM78 169H80V168H78ZM176 169H179L180 171H181V173L179 174V175H176V174H174L175 172H174V170H176ZM263 169V168H262ZM262 169H261V171H262ZM39 170V169H38ZM50 170V169H49ZM55 170V169H54ZM103 170V169H102ZM252 170V169H251ZM58 171V172H59ZM176 171H178V170H176ZM249 171V170H248ZM247 171V172H248ZM36 172V171H35ZM38 172V171H37ZM42 172V171H41ZM55 172V171H54ZM92 172V171H91ZM90 172V173H91ZM257 172V171H256ZM44 173V172H43ZM94 173V172H93ZM214 174H215V172H213ZM249 173H250V171H249ZM261 173V172H260ZM34 174V173H33ZM73 174V173H72ZM103 174V173H102ZM178 174V173H177ZM219 174V173H218ZM220 174H222V172L220 173ZM251 174V173H250ZM71 175V174H70ZM216 175V174H215ZM223 176H227V175H225V174H222ZM222 175H219V177L217 176V178H216V180L217 181H215L216 183H215V185H217V182H218V185H219V183H222L223 185H222V187L223 186H225V187H231V185H233V184H235V182L231 179V181L228 179V180H226ZM253 175V174H252ZM258 175H259V173H258ZM37 176V175H36ZM39 176V175H38ZM55 176V175H54ZM101 177H102V175H100ZM245 176V175H244ZM254 176V179H255V175H253ZM230 177V176H229ZM232 177V176H231ZM261 178L259 179V183H261V189H262V191L264 190V170L262 171V173H261V176H260ZM71 178V177H70ZM234 178V177H233ZM37 179V178H36ZM55 179V178H54ZM57 179V178H56ZM68 179V178H67ZM72 179V178H71ZM70 179V180H71ZM82 179H86V180H82ZM110 179V180H111ZM257 179V178H256ZM57 180H59V178L57 179ZM69 180V179H68ZM27 181V180H26ZM25 181V182H26ZM37 181H39V180H37ZM52 181H54V180H52ZM66 181V180H65ZM73 181V180H72ZM119 181V182H118ZM235 181H236V179H235ZM255 181V180H254ZM55 182V181H54ZM118 182V183H117ZM62 183V182H61ZM255 183V182H254ZM13 184V185H12ZM43 184V183H42ZM55 184V183H54ZM53 184V185H54ZM243 184V183H242ZM258 184V183H257ZM60 185V184H59ZM74 185V184H73ZM260 185V184H259ZM42 186V185H41ZM66 186H67V184H66ZM35 187V186H34ZM43 187V186H42ZM260 187V186H259ZM258 187V188H259ZM67 188V187H66ZM43 189H47V186L45 187H43ZM75 189V188H74ZM134 189V190H133ZM2 190V189H1ZM8 190V191H9ZM14 190V189H13ZM259 190H260V188H259ZM66 191V190H65ZM261 191V192H262ZM41 192V191H40ZM67 192V191H66ZM72 192V191H71ZM259 192V191H258ZM264 192V191H263ZM262 192V193H263ZM30 193V192H29ZM43 193V192H42ZM70 193V192H69ZM260 194V193H259ZM23 196H20L19 198H21V200L23 201V204H24V207H27V208H32V207H34V206H36V204L40 201V199L39 198H35V197H32V198H29V197H27L26 195H24V194H22ZM67 197V196H66ZM180 197V198H179ZM8 198V197H7ZM45 198V197H44ZM183 198V199H184ZM59 199V201L61 202L62 200H63V198L61 197V198H58ZM65 199V198H64ZM177 199V200H178ZM260 199V198H259ZM46 200V199H45ZM180 200H182V199H180ZM263 199H261V201H262ZM85 202H86V200H84ZM59 202V203H60ZM74 202V201H73ZM73 202H72V204H73ZM70 203V202H69ZM81 203H82V201H81ZM90 203V202H89ZM176 203H177V201H176ZM39 204V203H38ZM75 204V203H74ZM82 204H84V203H82ZM223 203H221L220 205H222ZM264 204V203H263ZM4 205V204H3ZM69 205V204H68ZM86 205H88L87 203H86ZM227 205V204H226ZM225 205V206H226ZM230 205V204H229ZM228 205V206H229ZM222 206H224V205H222ZM224 206V207H225ZM231 206V205H230ZM88 207V206H87ZM91 207V206H90ZM236 207V206H235ZM235 207H234V209H235ZM260 207V206H259ZM52 208V207H51ZM63 208L66 210V211H68V207L67 206H65V205H63ZM74 208V207H73ZM80 208V207H79ZM227 208V207H226ZM237 208V207H236ZM92 209V208H91ZM232 209V208H231ZM226 210V209H225ZM259 211V213H263L264 212V209L263 210H260V209H258ZM95 211V210H94ZM227 211H228V209H227ZM235 211V210H234ZM239 211H241V210H239ZM238 211V213L240 214L241 212H239ZM46 212H47V210H46ZM183 212V211H182ZM231 212V211H230ZM233 212V211H232ZM235 212H237V211H235ZM24 213V212H23ZM38 213H40V212H38ZM54 213V212H53ZM71 213V212H70ZM85 213V212H84ZM96 213V212H95ZM94 213V214H95ZM181 213V212H180ZM215 213V212H214ZM216 213H217V211H216ZM242 213H243V211H242ZM247 213V212H246ZM246 213H244V214H246ZM35 214V213H34ZM93 214V215H94ZM186 214V213H185ZM210 214V213H209ZM208 214V215H209ZM38 215V214H37ZM74 215V214H73ZM86 215V214H85ZM91 215V214H90ZM120 215V216H119ZM183 215H184V212H183ZM234 215L236 216V215H238V214H235L234 213ZM233 215V216H234ZM243 214H240V216H242ZM118 216V217H117ZM135 216V217H134ZM187 216V215H186ZM207 216V215H206ZM234 216V217H235ZM239 215H238V217H240ZM29 217V216H28ZM134 217V218H133ZM178 218H179V215L177 216ZM177 217H176V219H177ZM232 217V216H231ZM238 217H237V219H238ZM244 217H246L245 215H244ZM259 217H261V218H263L264 219V214H260V216ZM51 218V217H50ZM169 218V219H170ZM182 218V217H181ZM233 218V217H232ZM240 218H242V217H240ZM239 218V219H240ZM142 219H144V220H142ZM236 219V218H235ZM109 220V221H110ZM209 220V219H208ZM213 220V219H212ZM215 220V219H214ZM222 220H224V219H222ZM227 220V219H226ZM231 221L232 220H234V218L233 219H230ZM10 221V220H9ZM180 221V220H179ZM179 221H178V223H179ZM182 221V220H181ZM237 221V220H236ZM242 221L243 222H247V220H245L244 221V219H242ZM242 221H240L239 220V223L240 222H242ZM108 222V221H107ZM112 222V221H111ZM173 222V221H172ZM207 222V221H206ZM233 222V221H232ZM7 223V222H6ZM53 223V222H52ZM60 223V222H59ZM112 223H114V222H112ZM175 223H177L176 221L174 222V224ZM182 223V222H181ZM181 223H179V224H181ZM187 223H189V222H187ZM205 223V222H204ZM231 223V222H230ZM61 224V223H60ZM109 224V223H108ZM118 224V222L116 223V225L115 226H117L116 228L118 229V226H120V225H122L121 223H120V225H117ZM173 224V225H174ZM201 224V223H200ZM111 225V224H110ZM110 225L108 226V227H110ZM114 225V224H113ZM172 225V226H173ZM177 226H178V224H176ZM190 225V224H189ZM171 226V225H170ZM169 226V227H170ZM176 226V227H177ZM182 226H183V224H182ZM187 226V225H186ZM106 227V228H105ZM165 227H167V226H165ZM175 227V228H176ZM184 227V226H183ZM191 227V226H190ZM207 227V226H206ZM224 227V226H223ZM113 227H111V229H112ZM115 228V230H117ZM121 228V227H120ZM119 228V229H120ZM123 228H124V226H123ZM135 228V229H134ZM174 228V229H175ZM192 228V227H191ZM244 228V227H243ZM246 228V227H245ZM109 229V228H108ZM118 229V230H119ZM168 229V228H167ZM169 229H172V227L171 228H169ZM184 229V228H183ZM234 229V228H233ZM89 230V229H88ZM87 230V231H88ZM110 230V229H109ZM117 230V231H118ZM185 230H188V229H185ZM203 230V229H202ZM205 230H206V228H205ZM214 230V229H213ZM213 230H209V236H212L213 238H214V240H215V237L216 236H214L215 235V232L213 231ZM247 230V229H246ZM13 231V230H12ZM113 231H114V229H113ZM121 231H123V230H121ZM163 231V230H162ZM167 231V230H166ZM176 231V230H175ZM100 232V231H99ZM107 232H110V231H108L107 230ZM123 232V233H124ZM189 232V231H188ZM44 233V232H43ZM96 233V232H95ZM103 233V232H102ZM122 233V232H121ZM227 233V232H226ZM104 234V233H103ZM116 234V233H115ZM120 235V233L118 232L117 233V235ZM44 235V234H43ZM65 235V234H64ZM92 235V234H91ZM106 235V234H105ZM116 235V236H117ZM197 235V234H196ZM207 235V234H206ZM222 235H223V233H222ZM252 235V234H251ZM15 236V235H14ZM27 236V235H26ZM33 235H31L30 236V238L32 237ZM102 236V235H101ZM109 236V235H108ZM161 236V235H160ZM195 236V235H194ZM22 237V236H21ZM157 237H159V236H157ZM34 238H35V236H34ZM53 238V236H50V235H48L46 238H45V241H48V242H46V243H42V244H36L37 245V249H36V251H37V253L39 252V253H41V256H42V253H46L47 254V252H46V250H48V249H51V250H55L56 252H58L57 251V249L56 248H58V246H57V244H59V243H57L56 242V244H55V242H54V240L52 239ZM101 238V237H100ZM134 238H136V239H134ZM156 238V237H155ZM192 238V237H191ZM210 238V237H209ZM250 238V237H249ZM17 239V238H16ZM33 239V238H32ZM32 239H31V241H32ZM101 239H103V238H101ZM107 239V238H106ZM109 239V238H108ZM115 239V238H114ZM129 239V238H128ZM153 239V238H152ZM39 240V239H38ZM122 240V239H121ZM126 240V239H125ZM159 240H161V239H159ZM57 241V240H56ZM103 241V240H102ZM127 241V240H126ZM207 241V240H206ZM211 241H212V239H211ZM16 242H17V240H16ZM97 242V241H96ZM151 242V241H150ZM149 242V243H150ZM159 242L160 241H158V243L157 244H159ZM175 241H173V243H174ZM209 242V241H208ZM215 242V241H214ZM213 242V243H214ZM64 243V242H63ZM146 243H148V242H146ZM146 243H145V245H146ZM161 243V242H160ZM176 243V242H175ZM196 243V242H195ZM14 244V243H13ZM23 244V243H22ZM86 244V243H85ZM96 244V243H95ZM153 244V243H152ZM178 244H180V243H178ZM201 244V243H200ZM215 244V243H214ZM235 244V243H234ZM238 244V243H237ZM24 245V244H23ZM60 245H62V244H60ZM90 245V244H89ZM143 245H144V243H143ZM151 245V244H150ZM169 245V244H168ZM174 245L175 244H173V249H174ZM198 245V244H197ZM228 245V244H227ZM49 246H51V247H49ZM55 246H57L56 248H55ZM124 246V245H123ZM153 246V245H152ZM180 246V245H179ZM183 246H188L187 245V243H185V245L183 244ZM182 246V247H183ZM244 246V245H243ZM262 246V245H261ZM14 247H15V244H14ZM60 247V246H59ZM71 247V246H70ZM107 247V246H106ZM141 247H143V246H141ZM175 247H176V245H175ZM195 247V246H194ZM233 247V246H232ZM254 247V246H253ZM55 248V249H54ZM61 248V247H60ZM75 247H73L72 249H74ZM167 248H169V247H167ZM179 248V247H178ZM177 248V249H178ZM187 248V247H186ZM221 248V247H220ZM223 248H225V247H222V249ZM19 249V248H18ZM62 249H64V247H62ZM153 249V248H152ZM169 249H172V248H169ZM219 249V248H218ZM260 249V248H259ZM258 249V250H259ZM263 249V248H262ZM77 250V249H76ZM96 250V249H95ZM154 250V249H153ZM158 250H160V249H158ZM157 250V251H158ZM261 250V249H260ZM264 250V249H263ZM21 251V250H20ZM68 251H70V249L68 250ZM68 251H67V253H68ZM78 251V250H77ZM109 251V250H108ZM111 251V250H110ZM137 251V250H136ZM149 251H152V250H150L149 249ZM154 251H156V250H154ZM163 252H164V250H162ZM180 251V250H179ZM234 251V250H233ZM23 252V251H22ZM60 252V251H59ZM71 252V251H70ZM113 252V251H112ZM126 252V251H125ZM153 252V251H152ZM160 252H161V250H160ZM175 252H177V250L175 251ZM248 252H250V251H248ZM258 253H255V252H250V253H247V254H245L246 252H243L244 254L242 255V253H241V255L242 256H232L233 254H232V251L230 250V249H228V251H227V253L228 254H225L226 256H229V257H231L232 259H236V262L235 263H233V264H263L262 262H264L263 260H262V257H264L263 256V254H260L259 253V251H257ZM262 253H263V251H261ZM50 253V252H49ZM63 253H64V251H63ZM99 253V252H98ZM118 253V252H117ZM164 253H166V252H164ZM29 254V253H28ZM69 254V253H68ZM71 254V253H70ZM129 254V253H128ZM138 254V253H137ZM140 254V253H139ZM142 254H143V252H142ZM180 254V253H179ZM190 254V253H189ZM220 254V253H219ZM240 254V253H239ZM24 255V254H23ZM40 255V254H39ZM104 255L105 256H107V257H111V255H110V253H107V251L106 252H104ZM124 255H126V254H124ZM132 255V254H131ZM141 255V254H140ZM262 255V256H261ZM139 256V255H138ZM184 256V255H183ZM217 256V255H216ZM64 257V256H63ZM101 257V256H100ZM99 257V258H100ZM218 257H220V256H218ZM174 258V257H173ZM177 259H178V262H179V258L178 257H176ZM181 258V257H180ZM223 258V257H222ZM27 259V258H26ZM89 259H90V264H99L100 263V261H99V259H98V254H96L95 252H91L90 253V256H89ZM101 259V258H100ZM133 259V258H132ZM175 259V258H174ZM173 259V260H174ZM183 259V258H182ZM219 259V258H218ZM264 259V258H263ZM35 260V259H34ZM102 260H104V259H102ZM116 261V260H115ZM189 261V260H188ZM211 261V260H210ZM117 262V261H116ZM190 262V261H189ZM193 262V261H192ZM222 262V261H221ZM225 262V261H224ZM62 263V262H61ZM67 263H69V262H67ZM115 263V262H114ZM120 263V262H119ZM140 263H141V261H140ZM217 263V262H216ZM232 263V262H231ZM70 264V263H69ZM142 264V263H141ZM193 264V263H192Z\"/></svg>",
    "mask_w": 264,
    "mask_h": 264
}]
</instances>
